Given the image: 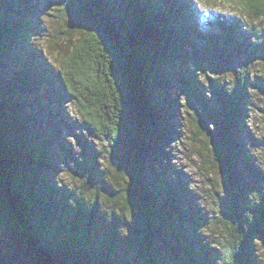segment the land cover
I'll use <instances>...</instances> for the list:
<instances>
[{
    "label": "trees",
    "instance_id": "obj_1",
    "mask_svg": "<svg viewBox=\"0 0 264 264\" xmlns=\"http://www.w3.org/2000/svg\"><path fill=\"white\" fill-rule=\"evenodd\" d=\"M46 1L73 43L53 56L56 66L42 53L61 41L41 33ZM236 7L264 20V0ZM244 58L264 63L261 28L202 12L194 0H0V264H168L160 241L173 264H258L264 156L255 159L243 138L258 86ZM174 82L187 93L183 112L194 135L208 146L206 163L224 175V208L212 222L226 235L215 250L175 221L207 219L168 165L184 126ZM258 88L264 93L263 80ZM64 101L75 104L84 130L109 144L113 162L100 186L99 158L80 141L83 161L73 165L82 183L71 188L51 177L56 150L66 146L59 125L48 132L42 120ZM59 119L72 127L64 111ZM134 215L136 242L124 230Z\"/></svg>",
    "mask_w": 264,
    "mask_h": 264
},
{
    "label": "rangeland",
    "instance_id": "obj_2",
    "mask_svg": "<svg viewBox=\"0 0 264 264\" xmlns=\"http://www.w3.org/2000/svg\"><path fill=\"white\" fill-rule=\"evenodd\" d=\"M195 1L201 7L202 12L212 11L213 13H224V15L227 14L233 17H240L243 21L247 22L249 26L261 28L262 34L264 35V20H258L252 15L240 12V10L236 7L239 0H194V2ZM232 1H234V3ZM46 4L49 5V7H45L44 13L39 16L42 21V27H44V31L42 30L41 33L48 35L52 40H57L59 38L61 41L60 45H58L60 47L49 45L51 46V52H49L50 49L47 48L42 53L56 66L58 60H55L53 56L56 55L58 58H61L66 52H68L69 49H72L73 43L67 40L68 30L66 28V24L64 21L57 18V13H55L53 8L55 7L53 6L54 4H50L49 2ZM244 59L245 60L242 61L244 65L250 63L249 75L254 81V85H261L262 80L264 81V63L259 58L254 60H248L247 58ZM235 77L236 75L233 76V78ZM177 83L178 82H174L173 90L174 92L180 94L183 101L181 108L182 114H180V118L182 119V124L184 126H182V134L180 135L181 141H179L173 148L172 155L170 156V164L168 165L170 169H172L173 174L178 175L181 178L182 183L187 185L189 196L192 195L195 198V201L193 202L194 206L201 212L203 217H206L207 220H200L199 223L196 224H192L187 221L181 222L179 221V218L175 221L178 225L183 223L182 227L178 226V229L180 228V231L183 229V231L187 232L190 238L193 237L192 239H195V244L197 242H202L206 246L208 245L215 250L219 247V245H221L224 239L223 236L226 235L225 231L221 227H218L216 223L212 222V219L217 217L219 215V211L224 208L222 206V197L226 196V189L224 188V175L221 170L206 163V161H208L206 159V156H208V146L203 137L198 138L194 135L187 112H183V110L187 111L184 106L187 107L186 98L188 96L186 91L182 89L183 85ZM258 86L251 87L250 99L256 107L253 105L250 107V111L246 118L243 138L246 145L250 149L249 151L252 156L257 160L262 161L261 159H263L264 156V151L261 150L263 149L261 146H263L262 144L264 141V93L260 91L261 89L258 88ZM54 107L56 110L50 109L47 112L50 114H46V117H43L44 119L42 120V124L45 131L52 133H54L55 128L58 130L59 125L61 133L58 134V136L61 138L62 147L65 145L66 148L64 150L61 148L56 150V159H58L57 165L59 168L50 173L51 177L61 180L65 186L71 188L82 183V179L80 178L82 170L79 165H73L76 164V160L80 161V163L83 161V155L79 145L80 141L81 144L86 143V154H89L88 156L91 159L96 157L99 158L98 165L95 169L99 175L95 176L94 185L100 186L101 182L99 179L103 177V171L106 170L108 162H113V160L105 152V148L108 147L109 144L106 140L97 139L92 134L84 130L82 118L74 103H67L64 101L55 104ZM257 107L259 109H257ZM59 111L65 112L66 116L73 123L72 127H68L62 119L60 122ZM188 112H190V109ZM43 114L44 110L40 113V115ZM78 135H80L81 139L78 138ZM196 138L199 139L198 142H195ZM71 149H74V154L76 156L74 161H70V159H72ZM70 164L72 167H70ZM245 175L247 176V172H245ZM124 178L126 177L124 176ZM107 183L111 184V181L107 180ZM101 197L103 204L107 205L108 210H110L112 208V205L110 206V201L107 199L105 194H102ZM103 216L107 219L105 209ZM131 225L136 228L139 227L137 216H130L128 218V222L124 223L125 232L130 233L132 241L134 240L136 242L135 235L132 232V227H130ZM192 231H196L200 239L196 238V235H193ZM159 247L165 254L168 264H173L166 253L164 244L161 241L159 242ZM130 250L134 256L131 258V261H139V253L135 249ZM255 254L258 264H264V243L260 240L256 243Z\"/></svg>",
    "mask_w": 264,
    "mask_h": 264
}]
</instances>
